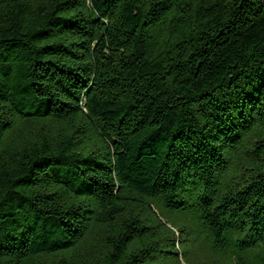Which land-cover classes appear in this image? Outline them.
<instances>
[{
  "label": "trees",
  "instance_id": "1",
  "mask_svg": "<svg viewBox=\"0 0 264 264\" xmlns=\"http://www.w3.org/2000/svg\"><path fill=\"white\" fill-rule=\"evenodd\" d=\"M0 264H264V0H0Z\"/></svg>",
  "mask_w": 264,
  "mask_h": 264
}]
</instances>
